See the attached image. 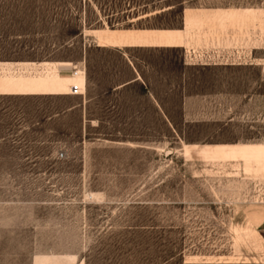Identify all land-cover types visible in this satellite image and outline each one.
<instances>
[{
	"label": "rangeland",
	"instance_id": "rangeland-1",
	"mask_svg": "<svg viewBox=\"0 0 264 264\" xmlns=\"http://www.w3.org/2000/svg\"><path fill=\"white\" fill-rule=\"evenodd\" d=\"M92 1L96 14L131 1L146 6L141 13L170 7L155 19L164 28H181L184 14L182 45L204 70L205 91L243 98L216 140L264 141V0ZM85 12L94 19L95 11ZM40 75L62 77L37 78L43 82L74 81ZM212 130L189 128L187 139L211 142ZM116 131V124L66 119L60 140L38 152L53 153L51 161L27 175V188L12 190L30 202V259L45 253L76 254L84 264H264V233L248 222L264 207L260 166L186 157L184 140L121 141Z\"/></svg>",
	"mask_w": 264,
	"mask_h": 264
},
{
	"label": "crops",
	"instance_id": "crops-1",
	"mask_svg": "<svg viewBox=\"0 0 264 264\" xmlns=\"http://www.w3.org/2000/svg\"><path fill=\"white\" fill-rule=\"evenodd\" d=\"M145 7L131 1L109 15L96 14L92 0H0V264H84L76 254L30 259V202L11 194L51 161L53 153L38 152L60 140L66 119L116 124L121 141L184 140L186 157L243 158L245 169L254 171L252 161L264 170V141L216 140V132L232 124L229 109L243 98L205 91L204 70L188 61L182 45L185 15L181 28H164L155 19L170 7L141 13ZM88 8L94 19L82 15ZM72 68L81 71L74 81L37 79L62 78L40 75L47 72L67 77ZM73 83L79 94L70 93ZM189 128L213 129L212 141H188ZM248 222L264 233V207L251 211Z\"/></svg>",
	"mask_w": 264,
	"mask_h": 264
},
{
	"label": "built area",
	"instance_id": "built-area-1",
	"mask_svg": "<svg viewBox=\"0 0 264 264\" xmlns=\"http://www.w3.org/2000/svg\"><path fill=\"white\" fill-rule=\"evenodd\" d=\"M79 73H81V71L77 68H72V70L70 71V75H72V76L78 75ZM80 90H81V88H80L79 84H77V83L71 84L70 92L72 94H79L81 92ZM58 155H59V157H62L63 154L60 152Z\"/></svg>",
	"mask_w": 264,
	"mask_h": 264
},
{
	"label": "bare ground",
	"instance_id": "bare-ground-1",
	"mask_svg": "<svg viewBox=\"0 0 264 264\" xmlns=\"http://www.w3.org/2000/svg\"><path fill=\"white\" fill-rule=\"evenodd\" d=\"M81 75V73H79L78 75H70L71 77H78V76H80ZM71 93V92H70ZM72 94V93H71Z\"/></svg>",
	"mask_w": 264,
	"mask_h": 264
}]
</instances>
